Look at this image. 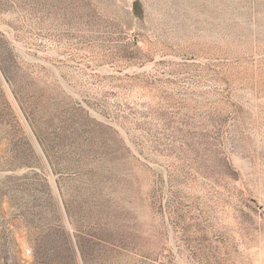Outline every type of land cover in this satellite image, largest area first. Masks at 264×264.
<instances>
[{
	"label": "rangeland",
	"instance_id": "374dc122",
	"mask_svg": "<svg viewBox=\"0 0 264 264\" xmlns=\"http://www.w3.org/2000/svg\"><path fill=\"white\" fill-rule=\"evenodd\" d=\"M0 264H264V0H0Z\"/></svg>",
	"mask_w": 264,
	"mask_h": 264
}]
</instances>
